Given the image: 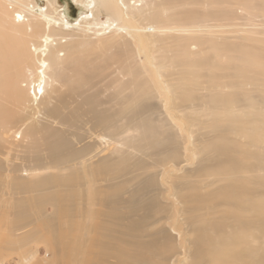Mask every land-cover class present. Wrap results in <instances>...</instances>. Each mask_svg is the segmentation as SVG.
Here are the masks:
<instances>
[{
	"label": "bare ground",
	"instance_id": "1",
	"mask_svg": "<svg viewBox=\"0 0 264 264\" xmlns=\"http://www.w3.org/2000/svg\"><path fill=\"white\" fill-rule=\"evenodd\" d=\"M76 1L0 0V264H264V0Z\"/></svg>",
	"mask_w": 264,
	"mask_h": 264
},
{
	"label": "rangeland",
	"instance_id": "2",
	"mask_svg": "<svg viewBox=\"0 0 264 264\" xmlns=\"http://www.w3.org/2000/svg\"><path fill=\"white\" fill-rule=\"evenodd\" d=\"M44 4V3H43ZM59 5H60V9H62L63 10V12H64V14H65V16L68 18V19H70V20H72V21H76L77 19H78V17L80 16V15H82V13L86 10V8H85V6L84 5H82V4H80V3H78L76 0H59ZM105 17H103V19H104ZM164 110L165 111H167L168 110V106L167 105H165V107H164ZM75 118H73V125L75 126V127H82L81 128V131H82V129L84 130V131H86L87 129H88V126L90 125V123H86L85 122V118H83L82 116H74ZM80 117V118H79ZM79 119H81V120H79ZM79 122V123H78ZM85 122V123H84ZM83 123V124H82ZM81 124V125H80ZM74 127V129H77V128H75ZM86 128V129H85ZM80 130V129H79ZM95 134H99V135H101L102 134V131H100V130H96V132H95ZM187 143V145H189L188 144V142H186ZM196 145L197 146H199L200 144L199 143H196ZM191 146V145H190ZM192 147V146H191ZM105 152H103L102 154H104ZM147 159H148V157H147ZM176 161V162H175ZM148 162H150V160L148 161ZM173 163H178V162H180V159H174V161H172ZM171 162V160H170V162L168 163V164H166L165 165V169H164V172H162L163 173V176L164 177H167L168 176V174H170L171 173V166L173 165V163ZM189 163H188V165H185V163L186 162H181L180 164H179V167L178 168H192V160H190V161H188ZM168 166V167H167ZM163 171V170H162ZM179 172L181 173V170H179ZM166 173V174H165ZM79 178H80V181H81V183H82V185H83V183L85 182L86 184H89L90 183V178L91 177H89V176H85V177H83L82 175H80V176H78ZM98 181V184H102L103 183V179L101 178V177H99L98 179H97ZM133 188V186H131L130 187V189H132ZM83 192H86V189H85V187H84V189H83ZM155 193H157L156 192V190L155 191H153V192H150L149 193V195L150 196H144V197H142V198H139V200L137 201V202H139L138 204H143L144 202H146L147 201V199L148 198H150L151 197V195H154ZM166 195H167V193H166ZM123 196L124 197H128V193H124L123 194ZM159 202V201H158ZM83 203V205H84V209H85V211L86 210H88V208H89V212H90V214H89V220H88V222H91V220H92V218H91V216H92V212L94 211V210H96V215H95V217H96V222H98V221H100L99 219H101V215H99V214H101V213H98L97 212V210L98 209H100L101 211L103 210H105V208L103 207V206H101V205H93V206H90V207H88L87 206V203L85 202H82ZM160 203H162V202H160ZM159 203V204H160ZM163 204V203H162ZM164 205V209H163V211H159V212H157V214H156V219H155V217H153L152 218V220L150 221V220H148L147 222L148 223H151L152 221L155 223L156 222V225H153V227L152 226H149V225H147L146 227L148 228V230L147 231H153L154 229H157V228H160L161 227V225L163 224V223H167V224H171L172 223V225H174V226H176V227H181V229H183L184 230V227H186V225L184 224V222H188V221H190L191 220V218H190V216L192 215H196V214H198V213H203L204 211H202V210H196V211H193V212H191V210H189L187 213H184V214H182V211H181V204H175L173 207H172V209H169V207H168V209H167V206L165 205V203L163 204ZM191 208H193L192 206H190ZM126 209H124V211H125ZM136 213H139V214H143V210H139L138 212H136ZM135 218H137L138 217V215H135L134 216ZM184 218H186V220L184 221L183 219ZM79 220H81L82 221V217H80V218H78ZM156 220V221H155ZM152 222V223H153ZM162 223V224H161ZM99 226H100V224H99ZM160 226V227H159ZM104 227H106V224L104 225ZM103 227V228H104ZM96 228H98V225H96ZM102 228V229H103ZM102 229H99V231H102ZM99 233V232H98ZM183 237H185L184 235H183ZM40 248V247H39ZM40 251H42V250H40ZM179 257V256H178ZM48 258H50V256H48ZM11 259V258H10ZM112 261H113V258L111 259ZM174 264H179V262H175Z\"/></svg>",
	"mask_w": 264,
	"mask_h": 264
}]
</instances>
